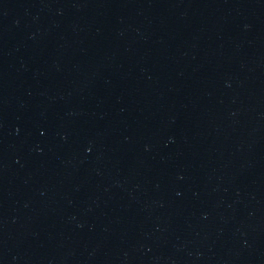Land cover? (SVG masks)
<instances>
[{"label": "water", "instance_id": "obj_1", "mask_svg": "<svg viewBox=\"0 0 264 264\" xmlns=\"http://www.w3.org/2000/svg\"><path fill=\"white\" fill-rule=\"evenodd\" d=\"M0 264H264V0H0Z\"/></svg>", "mask_w": 264, "mask_h": 264}]
</instances>
